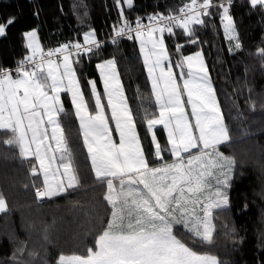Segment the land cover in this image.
<instances>
[{
  "label": "snow or ice",
  "instance_id": "obj_1",
  "mask_svg": "<svg viewBox=\"0 0 264 264\" xmlns=\"http://www.w3.org/2000/svg\"><path fill=\"white\" fill-rule=\"evenodd\" d=\"M123 3L131 7L133 0ZM231 3L232 0H221L219 5L213 0H190L178 14L149 15L148 24L137 17L135 27L121 9L123 25L114 28L115 35H127L140 43L159 113L145 115L154 155L163 161L162 153L167 151L173 158L159 167H150L115 60L97 64L103 97L96 82L89 80L95 112L89 109L74 67L79 60L72 57L99 49L94 31L84 34L83 44H63L47 52L41 48L35 30L26 32L30 54L15 69L0 67V131L10 133L4 143L18 149L21 159H35L31 175L43 176L42 187H36L37 200L81 186L74 149L60 119L65 113L61 100V93L65 92L71 96L94 182L106 186L103 199L111 209L106 225L101 222L100 230L92 233L94 243L84 254H61L56 264H222L216 255L197 250V245L214 242L213 211L229 203L227 188L236 161L220 152L219 146L230 142L231 136L201 53L184 56L176 63L175 67L181 69V85L169 61L163 34L171 35L174 28H179L190 35L193 24H203L202 17L218 6L226 36L236 41L234 47L239 49L238 37L231 35L235 31L229 14ZM249 3L252 8L264 9V0ZM116 4L120 7L121 0H116ZM14 22L15 17L0 22V36ZM180 47L177 45V51ZM257 52L264 58V49ZM185 95L194 124L185 111ZM102 98L107 100L111 122L119 135L118 144L112 139ZM157 125H162L167 133V147L157 140ZM194 149L198 151L193 153ZM7 210L0 194V213Z\"/></svg>",
  "mask_w": 264,
  "mask_h": 264
},
{
  "label": "trees",
  "instance_id": "obj_2",
  "mask_svg": "<svg viewBox=\"0 0 264 264\" xmlns=\"http://www.w3.org/2000/svg\"><path fill=\"white\" fill-rule=\"evenodd\" d=\"M213 2L219 5L221 0ZM185 3L190 0H133L131 7L123 0L120 7L116 0H0V22L15 17L0 36V67H13L30 54L26 32L35 30L43 48L56 49L84 41L88 31H94L96 39L110 36L123 25L121 9L130 22L156 13L176 14ZM209 11L210 15L202 17L203 24H193L190 35L179 28L171 35L163 34L173 66L183 55L201 51L231 136L219 151L236 161L227 188L229 203L213 211L214 242L197 245V250L216 255L222 264H264V58L257 52L264 49V9L252 8L249 0L232 1L229 12L239 49L224 34L222 9L217 6ZM72 58L79 60L74 67L91 109L95 104L88 81H95L101 93L96 66L106 59L116 61L141 138L147 137L143 142L152 153L145 115L158 111L140 43L128 37L105 40L91 54ZM62 98L61 124L74 149L81 186L37 200L35 189L42 187V177L31 175L33 161L21 159L18 149L4 143L10 133L0 131V194L8 207L0 213V264H56L60 254H84L94 243L92 233L100 230L101 222L106 225L110 215L103 199L106 186L94 182L71 96L63 93ZM21 248L23 252L18 251Z\"/></svg>",
  "mask_w": 264,
  "mask_h": 264
},
{
  "label": "rangeland",
  "instance_id": "obj_3",
  "mask_svg": "<svg viewBox=\"0 0 264 264\" xmlns=\"http://www.w3.org/2000/svg\"><path fill=\"white\" fill-rule=\"evenodd\" d=\"M229 14H230V12H229ZM231 15V14H230ZM222 26H223V24H222ZM234 28H235V26H234ZM223 30H224V34H225V36H226V33H225V29H224V26H223ZM89 32V31H88ZM231 35H234V36H236V30L233 32V33H231ZM227 38H228V36H226ZM157 38H159V34H157ZM37 39H38V41H39V38H38V36H37ZM229 39V38H228ZM232 43L234 42V41H231ZM26 43H27V40H26ZM39 43H40V41H39ZM73 43H76V42H73ZM66 44H71V43H66ZM40 46H41V48L45 51V49L46 48H43V46L41 45V43H40ZM197 52H199V53H201V51H196V52H191V53H188V54H186V55H183L182 57H184V56H194L195 55V53H197ZM202 55V54H201ZM72 59H74V58H72ZM202 59H203V63H204V65L206 66V63H205V60H204V58H203V56H202ZM107 60H110V59H106V60H103L102 62H100V63H103L104 61H107ZM112 60H114V59H112ZM116 62V61H115ZM99 63V64H100ZM176 65V64H175ZM116 68H117V71H118V73H119V69H118V66H117V63H116ZM206 68H207V66H206ZM183 71L186 73L187 72V68L185 67L184 69H183ZM173 72H174V74L176 75V77H177V82L178 83H180L181 85H182V81L180 80V73H181V69L180 68H176L175 66H173ZM99 73H100V71H99ZM207 74H208V76H209V73H208V71H207ZM119 77H120V82H121V84H122V86H123V89H124V96L126 97V99H127V103H128V106L130 107V105H129V100H128V98H127V95H126V92H125V88H124V84H123V80H122V77H121V75H120V73H119ZM209 78H210V76H209ZM211 80V79H210ZM150 83H151V81H150ZM102 84H103V82H102ZM211 84H212V82H211ZM212 87H213V84H212ZM213 89H214V87H213ZM98 91V90H97ZM103 91H104V88H103ZM103 91L101 92V95H102V97H103ZM214 91H215V89H214ZM66 93V92H65ZM62 94L63 93H61V100H62V103H63V105H64V101H63V98H62ZM215 94H216V92H215ZM153 99H154V97H153ZM183 99H184V101H185V111H186V113H187V115H188V118H189V120L194 124V120L192 119V117H191V107L187 104V96L185 95L184 97H183ZM216 99H217V101H218V103H219V106H220V111H221V114H222V116H223V119H224V122H225V118H224V114H223V110H222V106H221V104H220V102H219V99H218V97H217V95H216ZM87 101V100H86ZM154 101H155V99H154ZM102 103H104V105H105V113H106V115L109 117V126H110V128L112 129V139L114 140V142H116L117 144L119 143V135L115 132V124L113 123V122H111V119H110V117H111V112H110V110L107 108V100H106V98H102ZM95 104V103H94ZM156 108H157V106H156ZM89 109H90V111L91 112H95V109H91L90 108V106H89ZM157 111H158V109H157ZM159 113H157V115H158ZM134 120H135V118H134ZM135 123H136V121H135ZM145 133L146 134H148L149 135V137L148 138H150V143H151V146H152V149H151V151H152V153L150 152H148L147 150V152H148V154L150 155V159H154V160H156V161H153V162H157V163H160V164H158V165H156L155 167H159L162 163H164V162H169V160L168 159H166L167 157H172L171 156V153L170 152H163L162 153V155H163V157H164V160L163 161H161V160H158L156 157H155V155H154V152H155V149H154V146L152 145V141H151V133H149L148 131H147V124H146V122H145ZM154 131H155V133H156V136H157V140L160 142V144H161V146L162 147H167V133H166V131L164 130V128H163V126L162 125H157L156 126V128L154 129ZM136 132H137V134L139 135V137H140V139H142L141 140V144H142V147L144 148V150L146 149V144L144 143L145 141L143 140V139H147V137H144V138H141V135H140V130L138 129V127H137V123H136ZM163 132V136H162V133ZM197 135H198V133H197ZM144 141V142H143ZM193 151V153H196L197 151H198V149H194V150H192ZM146 153V152H145ZM226 156V155H225ZM29 159H31L32 161H33V164H35L36 163V161H35V159L34 158H29ZM149 159V158H148ZM171 162V161H170ZM169 162V163H170ZM233 169H234V167H233ZM233 173V172H232ZM41 177H42V179H43V176L41 175ZM36 190V189H35ZM61 255V254H60ZM59 255V256H60ZM66 255H70V254H66ZM58 256V257H59ZM58 259V258H57ZM57 261V260H56Z\"/></svg>",
  "mask_w": 264,
  "mask_h": 264
},
{
  "label": "built area",
  "instance_id": "obj_4",
  "mask_svg": "<svg viewBox=\"0 0 264 264\" xmlns=\"http://www.w3.org/2000/svg\"><path fill=\"white\" fill-rule=\"evenodd\" d=\"M232 1H233V0H232ZM225 2H227V0H225ZM178 13H179V12H178ZM178 13H176V14H178ZM141 22L144 23V24H148V23H149L148 19L141 20ZM129 23L132 25V27H135L136 20H135V21H130ZM121 26H122V25H121ZM133 35H135V34L133 33ZM121 37H127V35L117 37V36L115 35V32H114L113 34H111L110 36H108V37H106V38L96 39V40H97L98 42H100V44H101V43H103L105 40H109V41H111V42H114V40L117 41V40H118L119 38H121ZM73 42L83 44V41H73ZM73 42H69V43H73ZM50 49H54V48L45 49L44 52H47V51L50 50ZM21 60H22V59H21ZM16 66H17V65H15V66H13V67H8V69H15Z\"/></svg>",
  "mask_w": 264,
  "mask_h": 264
},
{
  "label": "crops",
  "instance_id": "obj_5",
  "mask_svg": "<svg viewBox=\"0 0 264 264\" xmlns=\"http://www.w3.org/2000/svg\"><path fill=\"white\" fill-rule=\"evenodd\" d=\"M145 152H146L147 157L149 158L150 167H155L156 165L160 164V163H157V162H153V161H156V160L150 159V155L148 154V152L146 151V149H145ZM166 159H168L169 162H170V161H172L173 158L172 157L171 158L170 157H167ZM212 224L214 225L213 219H212Z\"/></svg>",
  "mask_w": 264,
  "mask_h": 264
},
{
  "label": "bare ground",
  "instance_id": "obj_6",
  "mask_svg": "<svg viewBox=\"0 0 264 264\" xmlns=\"http://www.w3.org/2000/svg\"><path fill=\"white\" fill-rule=\"evenodd\" d=\"M167 33V32H166Z\"/></svg>",
  "mask_w": 264,
  "mask_h": 264
}]
</instances>
